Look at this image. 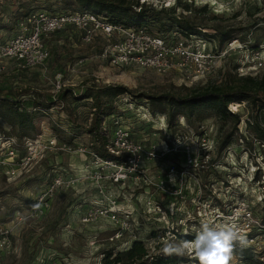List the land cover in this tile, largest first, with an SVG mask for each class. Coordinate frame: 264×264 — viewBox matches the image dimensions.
<instances>
[{
  "label": "rangeland",
  "instance_id": "374dc122",
  "mask_svg": "<svg viewBox=\"0 0 264 264\" xmlns=\"http://www.w3.org/2000/svg\"><path fill=\"white\" fill-rule=\"evenodd\" d=\"M68 1L0 0V39L14 32L16 20L26 11L74 9ZM134 1L154 9H149L156 17L150 20V32H157L158 25L168 29L165 16L154 12L161 7H175V12L180 13L181 7L175 6L179 2L193 9L206 5L205 12L193 11L189 16L201 25L200 35L213 49V66L193 79L173 69L157 72L134 64L113 66L107 54L118 38L116 34L95 33L90 42L70 35L68 40L48 41L50 58L44 65L19 68L10 60L3 61L0 96L4 91L28 87L48 99L55 95L57 81L65 86L79 85V91L83 90L82 83L121 86L126 93L117 98L118 115L113 121L130 133L132 143L140 145L142 152L136 160L141 162L138 165L144 177L155 183L153 174H162L170 163H177L186 170L184 187L179 196L168 198L149 186L142 188L141 184L128 182V189L122 192L106 180H97L92 174L95 166L90 138L84 132L90 117L89 100L67 97L66 103L57 102L46 113L36 109L31 127L16 129L21 136H13L0 118V229L9 231V246L0 248V264H99L102 249L125 250L135 239L157 253L168 243L194 240L203 223L219 228L231 217L241 216L242 210L236 206L228 214H209L203 202L220 208L216 199L229 204L228 209L239 202L248 206L250 218L238 228L248 225L247 233L254 237L249 243L264 259V235L251 231L264 216V143L256 140L246 126L248 104H228L229 110L240 115L236 131L231 119L224 121L210 111L190 118L178 115L169 127L165 112H161L167 106L152 104L142 96L183 95L192 87L223 83L231 79L228 74L234 73L264 77V0ZM154 148L165 153L175 149L178 154L149 157L146 152ZM55 175L73 181L71 186L51 187ZM113 191L124 193L118 207L132 213L130 230L121 238L114 236L115 226L109 220L92 218L86 223L82 218L91 205L99 203L100 195ZM39 197L41 203L35 208L34 201ZM197 198L202 202L198 207ZM157 203L162 209L159 217L153 211ZM144 216L155 224L148 223ZM166 221L173 223L170 233L164 229ZM185 235L190 238H180ZM108 236L113 240H107ZM184 255L196 259L190 248ZM232 256L231 264H240L233 253ZM188 264L199 262L192 260Z\"/></svg>",
  "mask_w": 264,
  "mask_h": 264
},
{
  "label": "built area",
  "instance_id": "2783aa9c",
  "mask_svg": "<svg viewBox=\"0 0 264 264\" xmlns=\"http://www.w3.org/2000/svg\"><path fill=\"white\" fill-rule=\"evenodd\" d=\"M57 31H64L69 36L76 34L82 42H90L95 33H102L107 36L116 34L118 38L107 54L108 61L113 66L134 64L157 72H166L173 69L182 72L186 78L193 79L207 72L216 59L210 43L201 36H184L177 31L162 34L150 32L145 27H124L119 24H112L103 14L97 12H47L36 10L16 22L15 33L0 39V71L4 69L2 63L5 60L12 61L19 68H33L44 65L50 58L45 39ZM61 86L65 85L57 81L56 89L58 90ZM111 118L113 119L114 116ZM112 123L115 124L110 131L109 143L106 147L113 155L120 156L123 159L127 157V159L117 162L102 159L93 153L95 170L92 174L94 177L97 180H106L122 192L124 189H128L125 186L129 182L135 186L141 184L142 188L152 187L155 192L166 194L168 198L179 196L180 190L184 187L182 180L185 179V167L183 165L179 166L177 163H170L162 174H153L155 183L147 181L144 177L143 168L138 165L140 161L136 160L142 152L140 145L132 143L130 133L126 129L118 128L116 121ZM176 151L175 149H168L165 153L164 150L159 151L154 148L146 153L149 157H154L167 156L172 153L176 155L178 154V151ZM191 161L189 159V163ZM170 176L175 178L172 183L169 179ZM72 182L64 180L60 175H55L51 187L65 189L71 186ZM122 192L116 194L113 191L109 195L105 193L100 195L99 203L91 205L89 210L82 213V218H85L84 221L87 223L92 218L100 217L109 220L115 228L119 229L114 233L116 238L122 236L123 232L129 231V219L132 213L123 212L118 207V203L123 200L124 193ZM34 202V206L37 208L38 203H41L40 197ZM201 204L202 202L197 198L196 207ZM203 204L207 207L209 214H216V217L219 212H223L220 208H213L206 202H203ZM243 204V202H239L233 208L229 207L230 212L234 210L235 206L242 210L241 216L231 217L232 219L229 221L235 222L237 228L238 225L244 224V221L250 218L248 206ZM159 206L157 203L156 209L153 210L158 217L162 212ZM212 210L214 211L210 212ZM162 217L164 218V216ZM166 222L164 229L170 233L174 230L173 223L172 221ZM238 230L239 234L245 232L240 235H243L246 238V244L250 245L249 242H253L254 237L247 233L249 230L248 225L243 229L238 228ZM8 236L9 231L6 228L0 229V248L9 246ZM107 239L112 241L113 237Z\"/></svg>",
  "mask_w": 264,
  "mask_h": 264
},
{
  "label": "trees",
  "instance_id": "16d2710c",
  "mask_svg": "<svg viewBox=\"0 0 264 264\" xmlns=\"http://www.w3.org/2000/svg\"><path fill=\"white\" fill-rule=\"evenodd\" d=\"M68 2H71L69 4H73L74 9H49L47 12H97L103 14L112 24L133 28L145 27L149 31L150 20L156 19V17H152L149 13V9H152L151 11L154 10L150 5L138 4L134 0H70ZM175 6L177 8L181 7L180 13L175 12V7H161L159 10L154 11L157 15L163 14L169 22L167 25L168 29L164 30L163 26L158 25L157 32L165 34L177 31L184 36L195 35L205 38V36L200 35L201 25L191 21L189 15L193 11L205 12L206 5L200 9H193L188 3L179 2ZM38 10L43 9L38 8ZM33 11H36V9L26 11L16 22ZM15 30L16 27L13 33H15ZM68 37L69 35L64 31H57L50 34L45 39V42L48 44V41H56L57 39H66ZM74 37L76 39L77 35L75 34ZM207 39L211 38L207 37ZM228 75L231 79L223 83L192 87L183 95L160 93L157 95L143 94L142 96L149 99L152 104L158 106L164 104L167 106L166 111L162 110L161 112H165L169 127L173 125L178 115L190 118L195 113L200 114L204 111H210L224 121L231 119L234 131H236V126L239 124L240 115L229 110L228 104L229 102H246L250 110L249 117L245 121L246 126L256 140L264 143V77L248 74L238 75L235 73ZM82 86L83 90L80 91L79 85L61 86L55 95L48 99L42 93H37L28 87L18 91H4L2 92L3 96H0V118L12 130L13 136H21L19 133H15L16 129L30 128L36 117V109H41L46 113L57 102L66 103L67 97H70L73 101L89 100L90 117L88 124L84 128V132L90 138V149L102 159L117 162L124 160L120 156L110 153L106 146L109 143L110 131L113 124L111 117L118 115L117 98L126 93V89L117 85L97 86L82 83ZM34 94L40 96L39 101L38 96ZM22 134L26 136L25 132ZM229 138L230 135H228L227 140ZM215 202L223 212H230L226 208L229 204L225 205L221 199H216ZM145 216L142 218L146 219ZM146 221L150 224H155L156 222L151 221V218L146 219ZM117 230L119 229L115 228L113 232L115 233ZM256 230L264 235V216H261L256 225L252 226L251 231L254 232ZM250 235L252 234L250 233ZM151 236L155 237L156 235L155 233H151ZM109 237L111 236L106 238ZM180 238L190 237L185 235ZM232 253L240 264H264V259L257 255L251 245L241 246L238 241L234 242ZM100 254L102 256L99 264H188L192 260L198 261L186 255L166 254L164 250L157 253L150 252L149 248L140 239H135L130 247L125 250L115 251L113 247H110L102 249Z\"/></svg>",
  "mask_w": 264,
  "mask_h": 264
},
{
  "label": "clouds",
  "instance_id": "9594fccd",
  "mask_svg": "<svg viewBox=\"0 0 264 264\" xmlns=\"http://www.w3.org/2000/svg\"><path fill=\"white\" fill-rule=\"evenodd\" d=\"M170 182L174 177L170 176ZM245 246L247 241L239 234L237 225L234 222L224 224L222 227H215L208 223L201 225L200 231L192 241L166 244V254L184 255L186 249H191L199 264H231L233 259L232 251L234 242Z\"/></svg>",
  "mask_w": 264,
  "mask_h": 264
}]
</instances>
